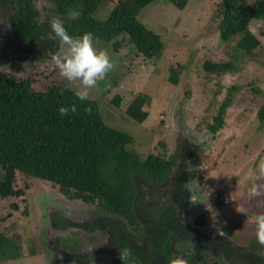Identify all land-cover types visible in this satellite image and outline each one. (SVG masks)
<instances>
[{
  "label": "rangeland",
  "instance_id": "rangeland-1",
  "mask_svg": "<svg viewBox=\"0 0 264 264\" xmlns=\"http://www.w3.org/2000/svg\"><path fill=\"white\" fill-rule=\"evenodd\" d=\"M117 1L110 0L98 17L104 20ZM241 1L250 4L255 0ZM221 3L222 0H189L183 10H178L165 0H157L146 6L138 19L161 37L164 50L159 59L144 58L126 39H119L118 49L96 40L98 48L108 50L116 67L89 90L88 99L98 103L108 126L133 136L134 144L129 149L142 160L150 154L169 158L186 147L189 153L183 168L186 174L187 170L190 173L188 185L196 196L186 220L203 216L206 233H230L244 246L264 250L256 240L252 223V217L264 211V196L254 198L249 193L256 165L264 158V127L257 119V112L264 105V22H251L249 29L260 46L237 72L208 73L204 64L230 60L229 52L237 40L226 43L220 39ZM35 7L40 22L46 14L54 13L48 0H36ZM16 44L13 56L19 53L18 59H0V71L17 79L30 78L36 91L58 82L67 85L51 58L36 57L37 45L21 52L18 46L22 44ZM171 69L178 73L177 84L169 80ZM232 86H236L235 91H230ZM79 87L77 81L70 89ZM137 94L149 98L144 107L148 117L141 124L125 115ZM228 98L231 103L226 108L223 127L212 134L208 126ZM181 163L176 156L174 169H182ZM15 187L24 189L25 194L0 198V233L20 247L22 254L16 260L0 258V264H50V210L76 218L94 210L100 214L95 205L68 200L46 181L19 174ZM11 205H16V209ZM65 238L76 239L80 248L86 244L82 238ZM204 259L210 262L207 257Z\"/></svg>",
  "mask_w": 264,
  "mask_h": 264
},
{
  "label": "trees",
  "instance_id": "trees-1",
  "mask_svg": "<svg viewBox=\"0 0 264 264\" xmlns=\"http://www.w3.org/2000/svg\"><path fill=\"white\" fill-rule=\"evenodd\" d=\"M35 1L17 0V11L11 21L19 29V38L39 47L37 58H51L50 54L60 49V42L48 39L51 17L40 22ZM48 1L54 6L55 18H60L73 36L91 32L96 40L111 43L114 49H118L119 39H126L148 60L159 59L163 53L161 37L138 19L139 13L157 0H119L112 3L104 20L98 15L110 0ZM165 1L183 10L189 0ZM218 15L220 39L226 43L237 39L236 44L229 52L230 60L206 62L204 69L224 75L237 72L240 64L253 57L260 46L249 26L253 21L264 22V2L222 0ZM177 79L178 73L171 69L169 80L177 84ZM74 93L75 90L60 82L36 91L30 78L17 79L0 71V198L24 196L25 190L15 187L17 176L23 174L50 183L68 200L96 203L131 221L136 218L135 183L165 182L176 156L184 161L186 147L177 150L170 160L154 154L142 160L129 149L134 144L131 134L108 126L96 101L88 99L81 103ZM73 101L77 103V113L61 116L59 107L69 106ZM230 103L228 98L220 105L208 126L210 133L216 134L223 127ZM148 104L147 96L135 95L125 110L126 117L143 123L148 117L144 111ZM86 107L91 109L90 114L84 111ZM257 119L264 127V105L258 110ZM11 207L16 209V205ZM204 224L203 216L195 220V225ZM17 252V246L0 233V257L14 259Z\"/></svg>",
  "mask_w": 264,
  "mask_h": 264
},
{
  "label": "flooded vegetation",
  "instance_id": "flooded-vegetation-1",
  "mask_svg": "<svg viewBox=\"0 0 264 264\" xmlns=\"http://www.w3.org/2000/svg\"><path fill=\"white\" fill-rule=\"evenodd\" d=\"M16 2L0 0L1 60L18 59L19 53L13 56L16 43L22 44V47L18 46L21 52L34 45L18 37L19 29L11 21L17 11ZM47 17L52 19L55 15L46 14L44 20ZM181 165L182 169L173 167L172 173L161 184L135 183L133 209L136 218L131 221L100 208L96 203L85 204L95 205L100 214L94 210L80 218L50 210V264H120L118 252L123 248L131 250L135 264H169L175 255L183 256L190 264H264L263 249L244 246L230 233L208 234L203 227L195 225L199 217L186 220L191 206L189 197L193 192L188 185L190 173L187 169V174L184 172L183 162ZM118 219L124 222L120 223ZM65 237L82 238L86 244L80 248L76 239ZM17 249L16 258H0L16 260L22 254L20 247ZM206 257L209 263L204 259Z\"/></svg>",
  "mask_w": 264,
  "mask_h": 264
},
{
  "label": "clouds",
  "instance_id": "clouds-1",
  "mask_svg": "<svg viewBox=\"0 0 264 264\" xmlns=\"http://www.w3.org/2000/svg\"><path fill=\"white\" fill-rule=\"evenodd\" d=\"M49 24L51 32L48 39H57L62 45L57 52L50 54L51 60L59 70V75L67 81L66 87L70 89L73 83L79 82L80 87L74 94L77 100L83 103L89 98V90L103 80L109 72L114 71L116 65L107 49L96 46V38L91 32L73 36L67 31L64 22L55 17L49 21ZM77 110L75 101L69 106H61L58 109L61 116L76 114ZM84 111L91 113L88 107ZM260 181H264V158H261L256 165V175L249 189L250 195L254 198L264 196V183ZM189 199L195 204L194 193ZM252 223L255 225L257 242L264 246V211L256 213L252 217ZM118 259L120 264H135L132 252L127 248L119 250ZM169 264H190V262L183 256L175 255L169 260Z\"/></svg>",
  "mask_w": 264,
  "mask_h": 264
}]
</instances>
